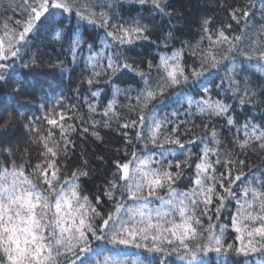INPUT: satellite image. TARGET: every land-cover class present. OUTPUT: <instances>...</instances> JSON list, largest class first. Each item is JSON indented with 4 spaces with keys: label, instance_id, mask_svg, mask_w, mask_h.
I'll list each match as a JSON object with an SVG mask.
<instances>
[{
    "label": "snow or ice",
    "instance_id": "1",
    "mask_svg": "<svg viewBox=\"0 0 264 264\" xmlns=\"http://www.w3.org/2000/svg\"><path fill=\"white\" fill-rule=\"evenodd\" d=\"M0 6V264H264V0Z\"/></svg>",
    "mask_w": 264,
    "mask_h": 264
},
{
    "label": "trees",
    "instance_id": "2",
    "mask_svg": "<svg viewBox=\"0 0 264 264\" xmlns=\"http://www.w3.org/2000/svg\"><path fill=\"white\" fill-rule=\"evenodd\" d=\"M8 2H9V0H0V5H5ZM15 2L19 3V0H15ZM171 2L180 11H183L185 13V18L181 22L183 27L181 28L180 32H177V35H180L181 32H187V31H189V29H191L192 34H193V38H194L195 37V30H196V20L198 18L199 12L201 10L200 7H199V4H200L201 0H171ZM148 7H150V6H146L145 7V9H144L145 12L147 11ZM137 8H139V6H137ZM2 11H3V7L0 6V12H2ZM11 14L12 13H9V15H11ZM16 18H20L19 15H17ZM57 19H59V17H57ZM157 21L159 22V17H157ZM173 23H175V21H173ZM167 24H168V22L165 21L164 24L160 25V27L165 32L168 31ZM157 35H159V32L157 33ZM153 38L155 39V36ZM37 43H39L41 45V50L42 51L50 52V53H52L53 56H55L57 53L60 52L59 46H55V48L53 49V47L48 46V41L47 40H43L42 38H38L37 39ZM154 52H155V48L151 47L150 45L144 44V45L138 46L136 48V50L131 53V55L135 56V55H137L139 53L140 55L147 56L149 53H154ZM86 54L87 53H85V55ZM61 58H63V56ZM78 72H79V69H77L76 73L72 74V77H73L74 81L76 79H78V75H77ZM35 73H36V76L39 78V80L42 83H44V84H47L49 81H52L53 78L57 75V73L53 72V70H51V69H49L47 67L35 69ZM74 86H75V84L68 85L67 82H65V84H64L65 89H67L69 87H74ZM58 91L59 90H57V92ZM55 95H56L55 93L49 92V97H44L43 91L37 92L36 93V97L37 98H36L35 102L33 104H31V106L28 109H22V110L27 111L28 115L35 114L37 116H41L42 112L37 111V109L39 108V105L45 99H48L50 103H54V96ZM69 95H71V94L69 93ZM166 110L167 111H171V107H169ZM246 111H247V109H245V112ZM243 115H244V113L240 114V118L241 119H243ZM196 123H200V121L197 120ZM222 123H223L222 121H219L218 125H220ZM196 134L197 135L200 134V130L199 129L196 130ZM102 135L104 136V139H105V144L104 145H100L99 142H94L91 137L88 138L87 147L89 148V152L90 153H91L92 150L101 151L105 147L111 148V149H115V148L121 147L122 142L119 140L117 134L105 130L102 133ZM129 151H131V149H129ZM193 151L195 152V151H197V149L193 148ZM107 155H112V153L109 152V153H107ZM97 167H99V165H97ZM99 183H101L100 179H96V180H93V181H88L87 184H86V188L88 190H90L91 192H95L96 191L95 185H97ZM107 208H108V205L105 204L104 210H107ZM227 215H228V213L225 212L224 216H227ZM222 222H225V221H223V218H222ZM232 235H233L232 233H229L227 235V238L230 240L232 238ZM129 251L134 253L137 250L130 248ZM145 255L146 256H155L158 259L160 254L145 253ZM101 259H102V257H101ZM166 259H168L169 264H173V262H175V264H182V262L176 257L175 254H173L170 257H166ZM208 259H209V264H218V258H217V255L215 253H209L208 254Z\"/></svg>",
    "mask_w": 264,
    "mask_h": 264
}]
</instances>
